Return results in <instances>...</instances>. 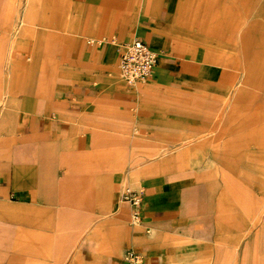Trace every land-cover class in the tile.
<instances>
[{
    "label": "crops",
    "instance_id": "obj_1",
    "mask_svg": "<svg viewBox=\"0 0 264 264\" xmlns=\"http://www.w3.org/2000/svg\"><path fill=\"white\" fill-rule=\"evenodd\" d=\"M14 1L0 0V8L17 6ZM176 5L177 0L32 1L27 18L39 30L23 28L12 54L17 60L34 55L35 88L27 91L26 78H19L17 92L4 96L7 105L0 109L3 242L20 241L30 214L37 227L64 231V242L55 245L74 257V231L81 234L83 226L81 220L74 222L68 176L74 166H92L102 168L99 208L108 215L104 238L98 249L81 241L74 254L80 252L94 264H125L126 250H133L142 264H194L201 251L200 187L195 176H175L188 149L169 158L155 147L136 146L135 159L153 158L143 168L121 174L123 135L134 128L145 135L168 134L173 127L195 131L201 127L203 92L217 87L218 66L202 62L199 52L177 40ZM9 22L0 16V53L8 44ZM134 38L158 57L150 78L130 85L119 76L118 55ZM235 111L233 105L231 113ZM253 119L251 115L237 125L250 127ZM102 150H113V156L101 157ZM83 158L85 162H76ZM197 161L194 157L191 164ZM149 172L157 174L143 176ZM126 185L141 197L140 220L129 228L122 225L129 220L121 198Z\"/></svg>",
    "mask_w": 264,
    "mask_h": 264
},
{
    "label": "rangeland",
    "instance_id": "obj_2",
    "mask_svg": "<svg viewBox=\"0 0 264 264\" xmlns=\"http://www.w3.org/2000/svg\"><path fill=\"white\" fill-rule=\"evenodd\" d=\"M32 1L15 0L17 6L0 8V16L10 20L8 44L0 53V109L7 105L3 97L17 92L19 78H26L27 91L35 88L34 55L17 60L12 54L14 39L23 28L39 30L27 18ZM173 21L179 29V43L199 52L202 62L218 66L217 87L203 92L197 120L201 127L195 131L173 127L168 134L145 135L134 128L123 135L121 174L141 169L153 158L143 155L135 159L136 146L155 147L169 158L188 149L175 176H195L200 187L197 238L201 251L193 263L264 264V0H177ZM38 58L44 62V56ZM237 88L242 89L240 94ZM233 105L236 111L231 113ZM251 115L253 125H237ZM99 153L112 157L114 151ZM194 157L198 159L195 166L191 164ZM73 170L68 178L73 182L74 222L81 220L83 231H74L72 262L65 247L55 245L64 242L65 232L50 225L37 227L30 214L25 215L20 241L3 242L2 208L6 205L0 203V264H94L74 252L81 249L83 240L91 249H98L104 238L102 228L108 215L99 208L102 168L74 166ZM152 174L157 172L143 176ZM59 203L55 205H62ZM122 225L135 227L130 218Z\"/></svg>",
    "mask_w": 264,
    "mask_h": 264
},
{
    "label": "built area",
    "instance_id": "obj_3",
    "mask_svg": "<svg viewBox=\"0 0 264 264\" xmlns=\"http://www.w3.org/2000/svg\"><path fill=\"white\" fill-rule=\"evenodd\" d=\"M157 52L148 46L140 38H134L124 44L118 55L119 76L127 84L146 82L157 63ZM122 200L129 208V218L132 223L140 220L141 197L136 191L128 186L121 193ZM125 264H142L139 253L133 250H126L124 255Z\"/></svg>",
    "mask_w": 264,
    "mask_h": 264
}]
</instances>
